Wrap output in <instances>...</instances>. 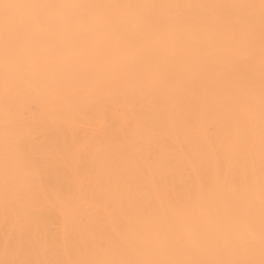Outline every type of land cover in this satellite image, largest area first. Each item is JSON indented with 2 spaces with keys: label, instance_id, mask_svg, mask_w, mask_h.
<instances>
[{
  "label": "snow or ice",
  "instance_id": "6c2138e0",
  "mask_svg": "<svg viewBox=\"0 0 264 264\" xmlns=\"http://www.w3.org/2000/svg\"><path fill=\"white\" fill-rule=\"evenodd\" d=\"M0 264H264V0H0Z\"/></svg>",
  "mask_w": 264,
  "mask_h": 264
}]
</instances>
